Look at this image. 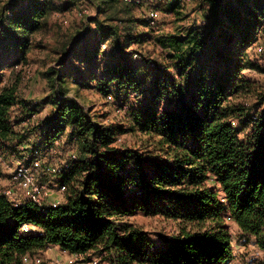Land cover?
I'll use <instances>...</instances> for the list:
<instances>
[{
	"label": "trees",
	"instance_id": "trees-1",
	"mask_svg": "<svg viewBox=\"0 0 264 264\" xmlns=\"http://www.w3.org/2000/svg\"><path fill=\"white\" fill-rule=\"evenodd\" d=\"M56 1L0 0V158L25 151L34 160L60 143L77 156L57 175L60 204L0 195V264H26L50 247L110 264H228L225 215L264 251V88L246 75L262 71L249 50L264 42V0H195L201 24L159 36L145 0ZM183 1L166 10L180 16ZM78 3L90 12L42 73L50 110L24 134L21 122L39 114L20 96L37 37ZM147 46L159 56L139 50ZM83 90L121 103L131 95V124L95 120ZM133 133L146 137L145 152L122 144ZM139 215L173 220L178 232L158 244L132 221Z\"/></svg>",
	"mask_w": 264,
	"mask_h": 264
},
{
	"label": "rangeland",
	"instance_id": "rangeland-1",
	"mask_svg": "<svg viewBox=\"0 0 264 264\" xmlns=\"http://www.w3.org/2000/svg\"><path fill=\"white\" fill-rule=\"evenodd\" d=\"M171 1L172 0H145L143 9L144 12H147L150 9H155L159 13L158 24L154 28L156 36L162 34H180L184 28H189L196 23L201 24L199 17L194 14L196 9L195 0L194 2H187L186 0L183 1L185 7L181 10L180 16H178L176 12L169 13L166 10L168 4ZM55 5L61 7L64 5V2L57 0ZM86 7V3H78L74 8H72V10H67L62 13H55L50 20V26H52L51 31L37 37L36 48L30 54L31 63L24 70L25 76L22 78L20 83V96L31 106L37 105L39 114L34 120H30L28 118L24 120L21 112H17L15 117L19 118V120H24L18 127L20 132L24 131V134H27V131L31 129V123L42 118L49 112L50 106L43 105L42 103L49 93L47 80L44 78L42 73L46 72V69L51 66L52 60L56 58V50L59 47V40L62 39V36L73 31L75 26L84 20V14H87L88 11L90 12V10L86 9ZM151 48L152 47L147 46L144 47V49L139 48V50H141L148 58H157L160 53H153L154 55L152 54V56H150V53L147 50H150ZM159 49L162 51L161 47H159ZM249 51L251 53L253 62L260 66L262 71H246V75L249 78L255 80L260 87L264 88V42L258 41V43L253 45ZM20 70L21 68L18 69L19 72ZM79 93V102L83 104L88 111L92 110L91 116H93L95 120H99L98 117L100 115H108L105 118V121L108 123L123 121L125 125L131 124L132 117L130 112L131 109L133 110L132 107H135L136 103L131 98V95L127 102L121 103L119 100L117 101L114 98V95L113 99L111 100L105 99L99 94H96L90 90H83ZM250 100L251 101L248 103H255V98ZM27 137V141L22 146L24 148L28 147V143L31 142L28 141V139L33 140L30 135ZM122 144L142 152H145L148 146L146 137L139 133L128 134L122 137ZM58 145L60 146L53 150V152L39 155L37 157L38 159L42 160L44 166L61 165L64 162L69 161L71 156L75 154L74 150H72L70 146H65L63 143ZM22 147L20 150L23 149ZM21 153L22 155L26 154V157L23 160L17 156L9 158L1 157L3 162L0 164V190L2 192H6L7 190L12 189L15 199H18V201H22V199H24L27 202L28 198L25 191L12 184L11 174L14 171V168L17 166L19 159L22 160L25 165H31L35 155L31 153L28 154L25 151H22ZM57 179V175L47 174L46 171L38 174V180L40 181L41 185L45 186L47 190H50V192L59 190ZM43 200L44 199H42V201ZM225 219L227 220L226 224L232 235V247L234 254L233 260H231L228 264H264V251L256 244V240L254 238L248 239L243 237L236 224L230 220L228 215H225ZM132 221L138 223L147 232H149L151 234V238L158 244L161 240V236H170L178 232V223L174 222L173 220H166L161 217H146L139 215L135 218H132ZM26 264L110 263L108 260L102 259L101 256L98 255H70L68 253L62 252L57 247H50L44 252H39L33 256H30L29 259L26 260Z\"/></svg>",
	"mask_w": 264,
	"mask_h": 264
},
{
	"label": "built area",
	"instance_id": "built-area-1",
	"mask_svg": "<svg viewBox=\"0 0 264 264\" xmlns=\"http://www.w3.org/2000/svg\"><path fill=\"white\" fill-rule=\"evenodd\" d=\"M127 3H132L135 5H141V0H124ZM189 1V0H188ZM159 13L155 10H150L148 18L151 21V25L155 26L158 20ZM109 99H112L109 97ZM77 156L74 154L71 156L70 160H75ZM2 158H0V164H2ZM70 162L66 161L61 165H43L42 160L34 159L31 165H25L24 162H19L17 166L14 168V171L11 174L12 184L16 185L19 189H23L26 193L28 201L34 202L38 205H42V199L49 193V190L46 189L45 186L41 185L38 180V174L46 171L47 174L58 175L63 171L69 169ZM65 191V187L62 186L60 188V193L63 194ZM0 195H5L10 198L11 202L14 205H18V199L14 198V192L12 189L7 190L6 192H2L0 190ZM61 199L53 200V206L60 204ZM24 233H29L31 231V227L25 225L22 228Z\"/></svg>",
	"mask_w": 264,
	"mask_h": 264
},
{
	"label": "crops",
	"instance_id": "crops-1",
	"mask_svg": "<svg viewBox=\"0 0 264 264\" xmlns=\"http://www.w3.org/2000/svg\"><path fill=\"white\" fill-rule=\"evenodd\" d=\"M18 160V159H17ZM23 160V159H22ZM22 160H18V162H17V164L19 163V161H21L22 162ZM58 187H59V184H58ZM62 197H63V195L60 193V191L58 190V191H52V192H50V190H49V193L47 194V196H45L44 197V200L42 201V204H46V205H52L53 204V200H55V199H58V198H60L61 200H62ZM51 199V200H50ZM47 200H49V201H47ZM47 201V202H46ZM19 202V204L20 203H24V202H26V200H24V199H22V201L21 200H19L18 201ZM49 202V203H48ZM48 203V204H47Z\"/></svg>",
	"mask_w": 264,
	"mask_h": 264
}]
</instances>
